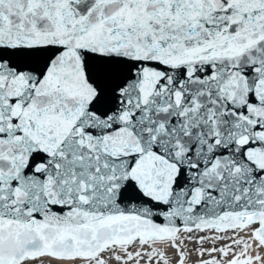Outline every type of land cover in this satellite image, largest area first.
<instances>
[{"label": "snow or ice", "instance_id": "obj_1", "mask_svg": "<svg viewBox=\"0 0 264 264\" xmlns=\"http://www.w3.org/2000/svg\"><path fill=\"white\" fill-rule=\"evenodd\" d=\"M0 264H264V0H0Z\"/></svg>", "mask_w": 264, "mask_h": 264}]
</instances>
